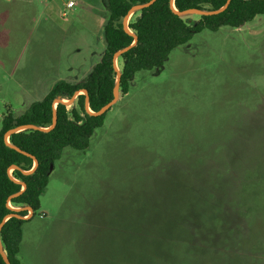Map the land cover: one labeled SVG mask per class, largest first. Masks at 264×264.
Wrapping results in <instances>:
<instances>
[{
  "label": "rangeland",
  "instance_id": "obj_1",
  "mask_svg": "<svg viewBox=\"0 0 264 264\" xmlns=\"http://www.w3.org/2000/svg\"><path fill=\"white\" fill-rule=\"evenodd\" d=\"M67 1L0 0V128L99 61L104 0ZM40 200L22 264H264V13L136 72Z\"/></svg>",
  "mask_w": 264,
  "mask_h": 264
},
{
  "label": "trees",
  "instance_id": "obj_2",
  "mask_svg": "<svg viewBox=\"0 0 264 264\" xmlns=\"http://www.w3.org/2000/svg\"><path fill=\"white\" fill-rule=\"evenodd\" d=\"M148 0H104L109 11L104 24L105 49L90 72L76 81L59 80L39 100L19 114L5 113L0 128V223L4 222L0 238L12 264H22L18 257L23 239V224L41 206V194L48 185L55 163L62 157L66 146L85 150L90 145L95 130L104 123L105 113L89 114L85 108L84 93H79L71 106L58 103L57 123L49 130L26 128L10 135V142L29 152L26 154L12 147L4 139V133L22 124H36L49 127L53 121L54 104L57 97L70 98L77 90L85 88L89 94V105L99 110L114 97L117 71L113 55L120 48L130 45L134 35L123 24V18L135 4ZM226 0H174L178 10L192 7L217 9ZM264 13V0H231L226 8L214 14L198 15L197 20L189 21L173 9L171 0H155L151 5L135 11L128 27L137 34L138 42L118 59L120 92L126 94L131 88L136 72L147 69L160 71L170 52L177 46L187 43L194 34L205 28L218 30L221 26L240 27ZM34 157L38 164L34 167ZM13 165H18L12 168ZM17 180L25 181L26 188ZM24 206H31L33 213ZM20 207V210L15 208ZM27 216V217H26ZM0 264H6L0 253Z\"/></svg>",
  "mask_w": 264,
  "mask_h": 264
},
{
  "label": "water",
  "instance_id": "obj_3",
  "mask_svg": "<svg viewBox=\"0 0 264 264\" xmlns=\"http://www.w3.org/2000/svg\"><path fill=\"white\" fill-rule=\"evenodd\" d=\"M155 0H148L146 2H142V3H138V4H135L131 7V9L129 10L128 14L125 15V17L123 18V24L125 26V28L134 35V41L130 44V45H127L123 48H120L118 49L117 51L114 52V55H113V61H114V67L117 71V79H116V84L114 86V97L111 101H109L108 103H106L105 105H103L99 110H93L90 108V105H89V94H88V91L85 89V88H81L79 90H77L70 98H63V97H57L53 100V104H54V114H53V121H52V124L49 126V127H41V126H38L36 124H32V123H28V124H22V125H18V126H15V127H12L10 128L9 130H7L5 133H4V139L5 141L10 144L12 147H15L17 150L19 151H22L26 154H30L29 152L21 149L20 147L12 144L10 142V135L16 131H19V130H22V129H26V128H35V129H42V130H49L51 128H53L56 123H57V114H56V106L58 103H64L66 105H71L73 104V102L75 101L77 95L79 93H84L86 95V98H85V108L87 110V112L89 114H93V115H101L103 113H105L119 98V95H120V77H121V72H120V68L118 66V58L124 53L126 52L127 50H129L133 45H135L137 42H138V36L136 33H134L129 27H128V22L130 20V16L133 12L135 11H138V10H141L142 8L144 7H147L149 5H151ZM231 0H226L225 4L220 7V8H217V9H212V10H208V9H202V8H198V7H192V8H188V9H185V10H178L174 4V0H171V5L173 7V9L175 10V12H177L179 15L181 16H184L186 14H197V15H201V14H214V13H218L220 12L221 10H223L224 8H226L228 6V4L230 3ZM34 161H35V164H34V167L29 170V171H24L25 173H29L31 172L35 167L36 165L38 164V159H36L34 157ZM18 167V165H13L12 168H16ZM18 182H20L22 184V189L20 191H18L17 193H15L14 195H18L20 194L27 186L26 182L25 181H21V180H17ZM23 208L27 209L29 211V214L27 216H30L32 213H33V208L31 206H24ZM16 210H20L21 208L20 207H17L15 208ZM13 215H16L18 217H23L22 215H19L17 213H12V214H9L7 215L4 220L0 223V232H1V229H2V226L4 224V222L7 220L8 217H11ZM26 216V217H27ZM0 253L4 259V261L6 262V264H12V262L10 261L9 257H8V254L2 244V241H1V238H0Z\"/></svg>",
  "mask_w": 264,
  "mask_h": 264
},
{
  "label": "built area",
  "instance_id": "obj_4",
  "mask_svg": "<svg viewBox=\"0 0 264 264\" xmlns=\"http://www.w3.org/2000/svg\"><path fill=\"white\" fill-rule=\"evenodd\" d=\"M74 4H75V0H68L66 3L67 7H72L74 6Z\"/></svg>",
  "mask_w": 264,
  "mask_h": 264
}]
</instances>
